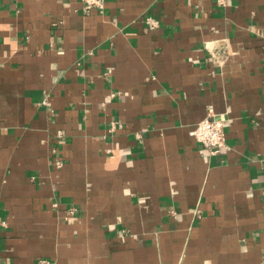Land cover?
Returning <instances> with one entry per match:
<instances>
[{
  "label": "crops",
  "instance_id": "1",
  "mask_svg": "<svg viewBox=\"0 0 264 264\" xmlns=\"http://www.w3.org/2000/svg\"><path fill=\"white\" fill-rule=\"evenodd\" d=\"M263 186L264 0H0V264H264Z\"/></svg>",
  "mask_w": 264,
  "mask_h": 264
},
{
  "label": "built area",
  "instance_id": "2",
  "mask_svg": "<svg viewBox=\"0 0 264 264\" xmlns=\"http://www.w3.org/2000/svg\"><path fill=\"white\" fill-rule=\"evenodd\" d=\"M83 4V8L86 11L93 9H103L105 6L106 0H79ZM146 23L150 28L159 27V22L152 18L148 17ZM43 104L49 105L48 99L44 98ZM224 119L223 117H217L213 113H210L207 117L202 119L191 131V135L201 143L211 154L219 153L223 148L226 147V133L224 128ZM116 128V122L112 121L110 125V131H114ZM58 137H61V132L57 134ZM61 159H57L55 165L61 167L63 165ZM263 199H264V186H263Z\"/></svg>",
  "mask_w": 264,
  "mask_h": 264
}]
</instances>
